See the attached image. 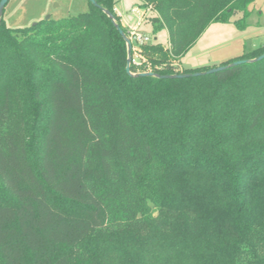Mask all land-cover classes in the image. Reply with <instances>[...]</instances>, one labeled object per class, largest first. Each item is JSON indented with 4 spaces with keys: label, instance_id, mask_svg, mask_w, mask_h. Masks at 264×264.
Returning <instances> with one entry per match:
<instances>
[{
    "label": "trees",
    "instance_id": "1",
    "mask_svg": "<svg viewBox=\"0 0 264 264\" xmlns=\"http://www.w3.org/2000/svg\"><path fill=\"white\" fill-rule=\"evenodd\" d=\"M95 1L0 20V264H264V58L130 76L115 0ZM253 1L141 0L168 42L131 71L209 69L178 59Z\"/></svg>",
    "mask_w": 264,
    "mask_h": 264
},
{
    "label": "rangeland",
    "instance_id": "2",
    "mask_svg": "<svg viewBox=\"0 0 264 264\" xmlns=\"http://www.w3.org/2000/svg\"><path fill=\"white\" fill-rule=\"evenodd\" d=\"M126 20L136 23L129 16L126 0H118ZM146 17L157 14L149 5L142 6ZM89 9L88 0H8L3 12V21L10 27H25L46 16L59 19ZM249 14L231 16L228 22H211L196 39L194 45L179 60L182 69L212 68L241 56L244 52L264 45V0H254L248 5ZM145 19L139 30L150 37V41L167 45V31L152 33ZM180 68V69H181Z\"/></svg>",
    "mask_w": 264,
    "mask_h": 264
},
{
    "label": "water",
    "instance_id": "3",
    "mask_svg": "<svg viewBox=\"0 0 264 264\" xmlns=\"http://www.w3.org/2000/svg\"><path fill=\"white\" fill-rule=\"evenodd\" d=\"M90 3H92L94 6L99 7V5L96 3L95 0H88ZM8 2V0H0V20L3 16V9L5 4ZM102 11L109 17L111 22L114 24L115 28L118 30L119 34L121 35L122 39L125 42L126 45V65H125V72L130 76H138V77H157V78H184L190 75H201V74H209L214 73L220 70H224L228 67L239 65L246 62H255L259 61L264 58V53L261 55L251 58V59H237L230 63H227L225 65H219L216 67L209 68L205 71L195 72V73H173V74H158L152 71H140V72H132L131 71V59H132V53H131V40L128 37L127 33L122 29L119 23L116 22L115 17L111 11L108 9L102 8ZM49 16H46L45 19H48Z\"/></svg>",
    "mask_w": 264,
    "mask_h": 264
},
{
    "label": "built area",
    "instance_id": "4",
    "mask_svg": "<svg viewBox=\"0 0 264 264\" xmlns=\"http://www.w3.org/2000/svg\"><path fill=\"white\" fill-rule=\"evenodd\" d=\"M128 32L127 35L131 40V53H132V59H131V65H134L136 67H147L149 68V62L144 53H142L141 46L146 43H150V37L146 35L145 33L141 32L139 30V25L134 24L126 27ZM143 71H151V70H143ZM140 72V71H139Z\"/></svg>",
    "mask_w": 264,
    "mask_h": 264
},
{
    "label": "crops",
    "instance_id": "5",
    "mask_svg": "<svg viewBox=\"0 0 264 264\" xmlns=\"http://www.w3.org/2000/svg\"><path fill=\"white\" fill-rule=\"evenodd\" d=\"M126 4L128 5L129 16L136 17V23L135 24H138L139 27L141 25H143V27H144L147 12L141 6V0H126ZM113 8H114V11L116 12V14L119 16L120 23L122 26L128 27L130 25H134V24H131L128 20H126L123 10H121V8H119V6H118V0H115V4H114ZM178 63H179V60H178Z\"/></svg>",
    "mask_w": 264,
    "mask_h": 264
}]
</instances>
